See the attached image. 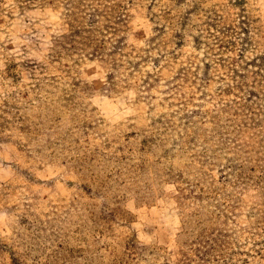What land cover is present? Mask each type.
I'll use <instances>...</instances> for the list:
<instances>
[{"label": "rangeland", "instance_id": "1", "mask_svg": "<svg viewBox=\"0 0 264 264\" xmlns=\"http://www.w3.org/2000/svg\"><path fill=\"white\" fill-rule=\"evenodd\" d=\"M0 264H264V0H0Z\"/></svg>", "mask_w": 264, "mask_h": 264}]
</instances>
